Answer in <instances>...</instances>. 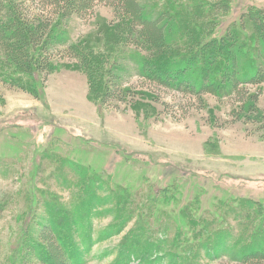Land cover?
I'll return each instance as SVG.
<instances>
[{"label":"rangeland","instance_id":"rangeland-1","mask_svg":"<svg viewBox=\"0 0 264 264\" xmlns=\"http://www.w3.org/2000/svg\"><path fill=\"white\" fill-rule=\"evenodd\" d=\"M29 1L30 12L50 15L49 6ZM227 1L213 36L247 8H264V0ZM67 27L92 52L89 65L55 56L52 70L30 85L0 52V264H19L40 225L56 221L72 264H237L209 231L226 224L234 242L248 208L242 203L264 206V137L230 121L227 99L206 94L185 114L180 104L189 96L132 73L122 83L130 97L100 102L109 66L126 48L127 22L98 4ZM258 104L264 110V90ZM85 187L91 214L74 218ZM169 214L198 228L182 240L180 227L176 241ZM39 256L33 251L30 264H45Z\"/></svg>","mask_w":264,"mask_h":264},{"label":"trees","instance_id":"trees-1","mask_svg":"<svg viewBox=\"0 0 264 264\" xmlns=\"http://www.w3.org/2000/svg\"><path fill=\"white\" fill-rule=\"evenodd\" d=\"M27 1L0 0V52L6 64L21 69L30 85L37 83L43 72L52 70L55 56L90 64L92 52L70 39L67 23L74 16L88 19L94 7L103 4L112 8L114 17L127 22V32L126 48L109 66L100 102L130 97V88L122 87V83L132 73L159 87L189 96L191 102L180 104L185 114L189 112L187 107L200 108L206 94L227 99L233 106L230 121L250 126L253 133L264 137V110L258 104L264 90V8H247L221 35L213 36L219 24L216 15L230 9L227 0H188L185 3L164 0L161 6L160 0H38L50 7V15L30 12ZM162 104L165 107V103ZM87 192L88 187L82 189L80 203L72 211L74 218L87 216L91 198L94 199L91 197L84 203ZM243 204L248 208L237 217L239 233L234 242V238L230 239L234 229L229 230L226 224L209 231L211 239H217V244L225 248L224 252L230 246L229 258L237 264H264V206L252 200ZM254 205L257 210L251 209ZM169 215L171 218L165 216L169 227L176 230L173 235L176 241L180 227L184 232L182 240H186L185 233L191 231L194 224L198 228V222L180 226L176 214ZM179 215L186 220L185 210ZM205 218L210 219L208 215ZM67 225L69 235L65 233V237L71 236L73 243L75 234ZM59 226L58 221L41 224L38 240L21 253L19 264H30L33 251L41 254L39 261L45 264H72L74 254L67 252L64 234L62 232L63 237L58 234ZM199 226L203 228L207 224L200 222ZM163 228L167 230L164 224ZM163 243L159 240L160 245ZM236 246L242 251L238 252Z\"/></svg>","mask_w":264,"mask_h":264}]
</instances>
